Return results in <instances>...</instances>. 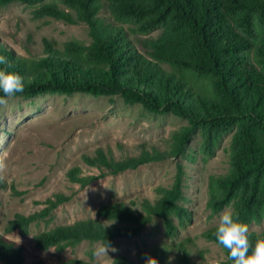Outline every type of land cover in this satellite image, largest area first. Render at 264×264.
Returning a JSON list of instances; mask_svg holds the SVG:
<instances>
[{"label": "trees", "instance_id": "trees-1", "mask_svg": "<svg viewBox=\"0 0 264 264\" xmlns=\"http://www.w3.org/2000/svg\"><path fill=\"white\" fill-rule=\"evenodd\" d=\"M47 1L0 0V8L40 5L32 12L34 20L84 24L90 43L69 41L59 48L44 39L41 55L24 57L0 40V55L11 63L8 71L23 78L25 90L15 97L76 93L119 97L125 105H138L151 115H171L186 122L171 134L164 151L143 148L135 156L116 159L110 150L97 148L92 155H82L81 162L100 174L83 175L75 166L66 172V180L83 189L106 174L115 176L151 163L190 159L189 143L196 134L206 161L230 136L228 170L208 178L206 208L210 216L230 208L249 228L260 225L264 220V0ZM154 31H160L158 38L142 42L141 50L128 37L129 33ZM180 161L172 184L155 188L154 201L143 199L137 207L123 202L101 204L94 218L35 234L34 248L56 253L59 258L52 264H99L93 251L88 252L87 261L61 260L60 256L82 243L106 240L112 247L120 239L141 238L147 226L160 221L169 243L138 247L134 257L117 255L111 264H146L148 257L158 264H193L190 242H176L180 231L192 222V213L185 206ZM70 199L54 194L40 211L15 214L4 234L27 236L31 226L48 224L52 213ZM215 230L204 231L201 238L221 249L225 261L220 264H232L226 259L227 250L215 240ZM4 234H0V264H25L24 248ZM249 235L253 244L264 239V233Z\"/></svg>", "mask_w": 264, "mask_h": 264}, {"label": "rangeland", "instance_id": "rangeland-1", "mask_svg": "<svg viewBox=\"0 0 264 264\" xmlns=\"http://www.w3.org/2000/svg\"><path fill=\"white\" fill-rule=\"evenodd\" d=\"M49 0L45 3L56 2ZM40 5L11 4L0 8V40L17 54L39 56L43 40L57 47L69 41L84 45L90 43L88 28L84 24L69 25L53 19L34 20L32 12ZM104 15V13H102ZM126 29L127 26H124ZM160 31L148 35L129 33L133 45L141 50V43L155 40ZM7 99V98H6ZM186 125L171 115H151L140 106H128L119 97L94 98L84 94H46L30 99L14 97L7 106H0V234L15 214L31 215L40 211L42 203L54 194L70 196L69 202L59 206L48 224L33 225L27 236L4 234L6 238L24 248L25 264L41 261L56 262L53 251L40 252L33 246L32 237L55 226L94 218L97 208L104 203L123 202L127 206L143 199L154 201L156 187L172 184L178 161L184 167L185 206L192 213V222L180 231L176 242L189 241L188 249L193 264H220L225 261L221 249L206 242L201 234L217 227L219 216H210L206 208L207 183L210 176L223 175L228 170L230 136L225 137L214 157L204 161L200 152V137L195 135L189 143L190 159H170L139 167L115 176L108 175L80 189L70 184L66 172L79 166L83 175L97 176L100 172L81 162L82 155H92L97 148L110 150L116 159L135 156L140 150L168 148L171 134ZM249 232L264 233V220L252 225ZM170 241L163 236L160 221L145 229L141 238L120 239L112 246L117 251L108 257H97L99 264H111L117 255L135 256L136 249ZM96 244L82 243L61 260L77 258L88 260V252Z\"/></svg>", "mask_w": 264, "mask_h": 264}, {"label": "clouds", "instance_id": "clouds-1", "mask_svg": "<svg viewBox=\"0 0 264 264\" xmlns=\"http://www.w3.org/2000/svg\"><path fill=\"white\" fill-rule=\"evenodd\" d=\"M0 66H3L0 67V92L3 93V96H0V106H7L8 99L14 98L18 93L22 94L25 86L19 74L8 71L11 63L7 57L0 55ZM114 223L115 220L111 224ZM214 237L218 244L227 250L226 259L232 264H264V239H257L253 244L249 235V226L241 222L238 214L234 215L228 210L222 212ZM116 251L111 247L110 242L104 240L97 245L94 255L109 259L108 252ZM146 264H158V261L148 257Z\"/></svg>", "mask_w": 264, "mask_h": 264}]
</instances>
